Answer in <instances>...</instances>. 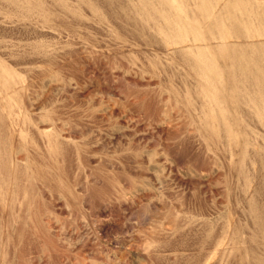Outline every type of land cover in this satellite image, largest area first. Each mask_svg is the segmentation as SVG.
I'll use <instances>...</instances> for the list:
<instances>
[{
	"label": "rangeland",
	"instance_id": "rangeland-1",
	"mask_svg": "<svg viewBox=\"0 0 264 264\" xmlns=\"http://www.w3.org/2000/svg\"><path fill=\"white\" fill-rule=\"evenodd\" d=\"M147 2L0 0V264H264V98Z\"/></svg>",
	"mask_w": 264,
	"mask_h": 264
},
{
	"label": "bare ground",
	"instance_id": "bare-ground-1",
	"mask_svg": "<svg viewBox=\"0 0 264 264\" xmlns=\"http://www.w3.org/2000/svg\"><path fill=\"white\" fill-rule=\"evenodd\" d=\"M159 1L166 2L165 10L171 18L174 13H178L180 16L178 21H173L175 23L173 26L170 22L165 27L162 26V29L167 33L173 31L174 34H180L181 37L178 38L185 39V37L192 35L190 42L193 43H185L186 45H181L180 49L185 52L211 50L219 58L225 59V63L229 64L226 65L228 71L225 72L230 82L231 88L229 90L232 91V98L234 99L235 93H240V91L250 97H252V93H255L252 99L257 103H262L264 98V0H186L193 1L190 4L193 10L195 7L199 14L193 10L187 11L189 5L182 0H179V2L177 0L178 5L176 6L175 3L173 4L169 0ZM144 2H147V0H144ZM142 4L146 3L142 2ZM150 5L149 2V7ZM154 7L152 6L153 9ZM160 17L162 18V15ZM197 23L202 24L207 29L205 36L198 31ZM223 23L227 24L225 30L220 28ZM196 42L201 43L196 44ZM219 61L221 60L219 59ZM239 70L244 72V76ZM4 99V92L1 91L0 102ZM229 99L231 100V97Z\"/></svg>",
	"mask_w": 264,
	"mask_h": 264
}]
</instances>
